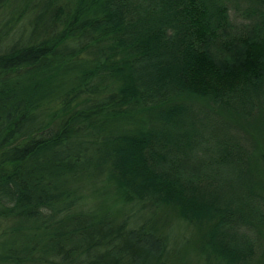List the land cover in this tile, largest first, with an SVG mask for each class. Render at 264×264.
I'll return each mask as SVG.
<instances>
[{"label":"trees","instance_id":"16d2710c","mask_svg":"<svg viewBox=\"0 0 264 264\" xmlns=\"http://www.w3.org/2000/svg\"><path fill=\"white\" fill-rule=\"evenodd\" d=\"M0 264H264V0H0Z\"/></svg>","mask_w":264,"mask_h":264}]
</instances>
